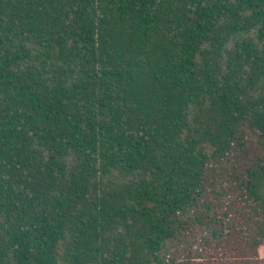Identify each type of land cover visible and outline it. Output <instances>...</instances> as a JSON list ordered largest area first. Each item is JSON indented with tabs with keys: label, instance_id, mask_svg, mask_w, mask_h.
<instances>
[{
	"label": "trees",
	"instance_id": "16d2710c",
	"mask_svg": "<svg viewBox=\"0 0 264 264\" xmlns=\"http://www.w3.org/2000/svg\"><path fill=\"white\" fill-rule=\"evenodd\" d=\"M264 0H0V264H264Z\"/></svg>",
	"mask_w": 264,
	"mask_h": 264
},
{
	"label": "rangeland",
	"instance_id": "374dc122",
	"mask_svg": "<svg viewBox=\"0 0 264 264\" xmlns=\"http://www.w3.org/2000/svg\"><path fill=\"white\" fill-rule=\"evenodd\" d=\"M260 255L264 256V251H260Z\"/></svg>",
	"mask_w": 264,
	"mask_h": 264
}]
</instances>
